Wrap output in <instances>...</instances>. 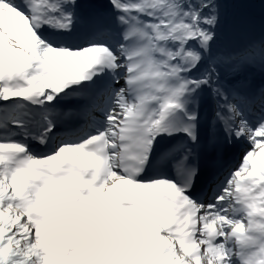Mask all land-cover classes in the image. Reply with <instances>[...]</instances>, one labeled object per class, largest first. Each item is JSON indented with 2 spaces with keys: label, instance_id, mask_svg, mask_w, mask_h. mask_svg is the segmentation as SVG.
I'll return each mask as SVG.
<instances>
[{
  "label": "snow or ice",
  "instance_id": "snow-or-ice-1",
  "mask_svg": "<svg viewBox=\"0 0 264 264\" xmlns=\"http://www.w3.org/2000/svg\"><path fill=\"white\" fill-rule=\"evenodd\" d=\"M0 264H264V0H0Z\"/></svg>",
  "mask_w": 264,
  "mask_h": 264
}]
</instances>
